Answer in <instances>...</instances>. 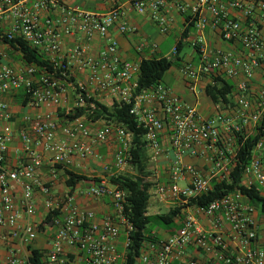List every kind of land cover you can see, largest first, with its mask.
I'll use <instances>...</instances> for the list:
<instances>
[{
	"label": "built area",
	"instance_id": "1",
	"mask_svg": "<svg viewBox=\"0 0 264 264\" xmlns=\"http://www.w3.org/2000/svg\"><path fill=\"white\" fill-rule=\"evenodd\" d=\"M101 1L111 4L107 13L70 7L61 0H0V41L22 39L69 75L75 76L76 67L86 78L84 83L78 82L79 88L88 94L96 97L105 94L114 102L133 103L131 114L146 130L152 161L157 162L163 155L162 136L170 131L174 152L170 183H158L155 192L161 201L173 198L180 207L191 206L195 198L212 190L213 180H231L233 136L249 134L264 115V85L251 94L256 74L264 73V0ZM56 9L59 15L54 18L51 13ZM132 13L148 18L161 35L170 32L174 14L185 18V28L192 22L188 41L199 56V63L184 65L180 70L182 76L192 83L193 92L202 80L214 79L211 85L216 78L233 81L235 93L231 99L235 106L216 104L215 113L203 117L195 106L184 102L166 85L138 92L140 63L124 60L118 41L110 36L114 29L126 35L138 33V28L129 22ZM207 32L215 41L210 42ZM77 35L83 42L63 51L64 38ZM95 37L105 42L96 54L92 52ZM136 51L154 57L159 53V45L142 40ZM176 52L174 45L172 54ZM6 58L1 52L0 228L8 230L3 237L9 249L5 264H32L29 248L39 232L33 221L37 213L36 189L46 198L41 224L55 230L43 264H126L129 239L124 245L125 253L118 249L122 231L128 234L132 230L126 193L105 182L82 192L84 199L111 201L112 215L98 220L95 212L78 206L75 196L52 195V187L59 180L56 170H51L49 182L38 174L45 159L51 165L70 167L75 159L85 161L95 157L96 146L110 139L117 145L115 166L122 169L130 156L132 133L123 126L103 122L100 129L93 130L84 118L67 119L60 126L54 110L67 97L65 83L52 75L37 76L34 66L17 68ZM21 90L28 104L47 112L24 117L26 126L19 138L21 151L29 162L10 167L7 158L15 134L13 114L4 98ZM78 102L83 104L82 95L77 96ZM222 134L228 144L226 149L219 146ZM186 157L206 159L211 165L210 173L203 175L192 164L185 163ZM108 169L106 166L105 170ZM183 181L189 182L186 187L180 186ZM243 182L264 190V136L245 169ZM17 186L21 189L19 202L15 197ZM192 208L194 213L186 216L177 233L160 245L151 246L153 256L141 254V264H173L189 246L217 264H264V215L260 217L242 193L232 192L210 204ZM49 215L51 220L47 222ZM197 215L210 218L212 228L203 230ZM181 264L198 263L188 260Z\"/></svg>",
	"mask_w": 264,
	"mask_h": 264
},
{
	"label": "crops",
	"instance_id": "2",
	"mask_svg": "<svg viewBox=\"0 0 264 264\" xmlns=\"http://www.w3.org/2000/svg\"><path fill=\"white\" fill-rule=\"evenodd\" d=\"M62 3H64L67 6L74 7V8H81L85 10L100 12V13H107L110 8L111 4L103 2L101 0H61ZM52 17L57 18L59 15V10L56 9L51 13ZM129 22L134 24L138 28L137 34H121L116 29L112 30L110 33V36L114 39H116L119 43V51L121 54V57L124 60H128L131 62H141L142 59H148L152 58L149 57L150 55L148 53L142 55L139 54L136 51L137 44L142 40H147L152 43H156L158 45L167 42L169 38H172L174 40V44L182 35V32L185 29L186 22L185 18L174 14V18L171 25V30L167 35H161L159 31L157 30V27L148 19L145 17L138 16L135 13H132L129 17ZM8 24V22L6 23ZM210 32H207V36L209 37L210 42L213 39V35L209 34ZM83 42L81 38H79V35L73 36V37H66L64 38V47L63 51H68L71 48H73L76 44ZM189 43V41H186ZM217 43V42H215ZM104 40L100 37H95V40L92 43V52L96 54L98 51L101 50V48L104 47ZM218 44H221L220 42ZM223 47H226L225 45L221 44ZM227 47H231L230 45H227ZM192 48V47H191ZM173 49V47H172ZM5 51H9V55L6 58V61L10 63L11 65L17 67V68H25L27 65L21 60V55L13 50L9 45L4 44L0 41V53H5ZM15 52L17 57L12 56ZM6 54V53H5ZM7 55V54H6ZM158 56H161V50L159 46V53ZM156 55V56H157ZM196 53L189 54L185 57V59L181 62L180 66H177L176 69H171L167 74L170 75V79L168 83L162 82L163 85H166L174 91V93L180 97L184 102L191 104L195 106L199 113L203 117H209L212 116L215 113V104L211 101V99L206 94V87L211 85L214 79L209 80H202L201 82L197 83L195 86V92H193L190 87L192 83L184 78L181 74V68L189 63H192L194 65H198L199 63V56H195ZM155 57V56H154ZM75 76H80L84 80L86 79L84 75L80 74L77 71V68L75 67L73 69ZM74 76V77H75ZM86 81V80H85ZM231 81V80H229ZM233 82V81H231ZM234 83V82H233ZM264 85V73L261 71L256 74L255 79L252 82V88H251V94L254 95L256 91H258L262 86ZM96 97V96H95ZM105 97L106 100H112L114 103V100L105 95L101 94L98 95L96 98L100 99L102 102L103 100L101 98ZM69 103H71L70 98L68 99ZM4 101L8 103L10 110L13 114L12 119V125L14 129V140L10 144L9 152H8V158L7 163L10 167H15L16 165L26 164L29 162V160L25 157V155L21 151V141L19 138V133L21 130L26 126L23 119L26 115H42L47 112L45 108H35L27 103V99L25 98V93L23 90L7 95L4 98ZM66 101L63 102V104L56 110H54V114L56 115V118L59 120L60 126L64 124V122L60 121L59 115L62 111L69 112L70 108L66 106ZM76 102V101H75ZM104 103V102H103ZM107 104V103H105ZM109 105V104H107ZM231 106L234 107L235 103L232 100ZM225 111H228L226 107H223ZM232 113V111L227 112ZM102 123H89L90 127L93 130L100 129ZM252 128V125L250 126ZM169 135L170 131H166L162 136V145L164 148L163 155L158 159L157 161V168H166L167 172L164 173L163 176L157 178L160 182L159 183H170V162L174 158V152L171 150L170 141H169ZM223 135V134H222ZM226 139V138H225ZM224 143L226 146L228 145L227 142L224 140ZM116 142L114 139H110L108 143L102 144L99 146H96V156L89 158L85 161H81L79 159H75L73 165L70 167L74 169L76 172L80 174H85L91 179H98L100 182L96 183L93 180L86 181L82 183L73 193L72 196L76 197V203L80 208L92 210L96 213L97 219L102 220L108 216L112 215L113 208L111 201L109 198H102L98 200H89L84 199L82 196V192L89 189L92 186L99 185L101 182L107 183L109 186H113L110 183L111 177L114 175H123L122 169H117L115 166V154H116ZM149 157H151V152L148 153ZM185 163L192 164L194 167L197 168L198 171H200L203 175H208L211 170L210 163L203 158H191L186 157L184 158ZM108 166L109 169L105 170V167ZM51 164L48 159H45L43 162V165L39 172V177L41 179H44L46 182H49L50 180V173H51ZM85 171V173L83 172ZM134 174L136 175V172L134 170ZM166 174V175H165ZM124 176V175H123ZM183 185L181 187H186L188 185V181L181 182ZM180 183V184H181ZM156 188V186H155ZM154 189V187L152 188ZM69 189L65 186V184L60 183L58 180L55 182V184L52 187V195L56 196H63L66 194H69ZM262 195H264V190H261ZM15 197L17 201L19 202L21 199V189L17 186L15 188ZM158 197V196H157ZM34 199L36 203V209L37 213L33 217L34 223L38 225L39 232H38V238L37 240L32 244L34 247H39L44 250H48L49 242L55 235V230L50 228H42L41 223L43 222V216L45 213V196L40 192V190L36 189L34 194ZM177 202L170 198L166 201H161L158 197L157 200L153 202V208H154V214H149L150 216H156L161 215L165 213H161L160 210L167 208V212L178 208ZM149 211V210H148ZM194 213V209L191 206L183 207V209L180 212V215L175 219L174 223L170 227L161 226L158 222L156 224H159L158 227L153 229L151 231V234L153 235L154 239L148 241L145 244L144 251L145 253H148L153 256L154 252L151 248L152 245H160L162 242L166 241L170 236L178 232L185 221V218L188 214ZM258 215L261 217V214L258 213ZM197 219L199 221V224L201 228L205 231L210 230L212 228V220L210 218H207L202 215H197ZM8 234V230L5 228H0V264H5V260L8 256V246L6 242L4 241L3 237ZM126 234L124 231H122L119 243H118V249L120 252L125 253V242H126ZM181 259H175L173 264H181L182 262H186L188 260H195L198 264H217L213 260H211L208 256H206L202 251L196 249L194 246H189L185 250V254L183 257H180ZM138 264H141L140 261H138Z\"/></svg>",
	"mask_w": 264,
	"mask_h": 264
},
{
	"label": "trees",
	"instance_id": "3",
	"mask_svg": "<svg viewBox=\"0 0 264 264\" xmlns=\"http://www.w3.org/2000/svg\"><path fill=\"white\" fill-rule=\"evenodd\" d=\"M192 26L193 23L189 22L188 27L184 29L179 40L175 42L177 52L172 59L163 55L142 59L140 62L138 92L162 84L165 75L175 65L180 66L181 62L185 59V49L187 47L193 48L190 43L186 42L193 31ZM2 42L18 52L25 65L36 67L38 71L37 76H40V74L52 75L64 83L68 82L72 84V86L76 87L78 95H82L83 104L79 105V102H75V105L69 112L62 111L59 115L61 122H65L67 119L84 118L88 123L103 122L123 126L132 133L133 145L127 162H130L133 166L136 175H114L111 177L110 183L118 189L123 190L127 195V217L131 222L132 230L126 234V238L130 242L126 251V264H138L145 244L154 239L148 227L156 222L161 226H172L183 207L175 208L161 215H148L150 190L160 181L157 178H150V157L145 139L146 130L139 125L136 116L131 114L133 103L128 104L115 101L112 105H107L100 99L79 88L74 76L69 75V72L56 66L49 56L32 48L26 41L18 38L14 40L3 39ZM205 91L215 105H230L232 103L231 97L235 93V85L229 80L216 78L215 83L207 86ZM263 136L264 115L249 134H235L233 136L231 145L234 151V158L232 159L234 167L231 180L220 182L213 180L212 190L202 197L195 198L191 206L200 207L207 205L229 193L239 191L256 208L258 213L264 215V195L256 187L247 186L243 182L245 169L251 163L255 148ZM219 146L226 149L225 143H219ZM51 169L56 170L60 179L64 180L65 186L70 190V195L86 181L93 180L96 183L100 182L98 179H91L85 174L76 172L71 167L51 165ZM50 220L51 215L47 216L45 221L48 222ZM41 227L43 228L42 224ZM29 249L31 251L30 262L32 264H43L46 250L34 246H31Z\"/></svg>",
	"mask_w": 264,
	"mask_h": 264
},
{
	"label": "rangeland",
	"instance_id": "4",
	"mask_svg": "<svg viewBox=\"0 0 264 264\" xmlns=\"http://www.w3.org/2000/svg\"><path fill=\"white\" fill-rule=\"evenodd\" d=\"M173 44H174V40L172 39V38H169V40H167V42H165V43H162V44H160L159 46H160V50H161V54L163 55V56H166V57H168L169 59H172L173 58V54H172V47H173ZM5 53L7 54V56L9 55V51H5ZM11 53H13L12 54V56L14 57V55H15V57H17V55L15 54V52H11ZM185 56L184 57H186L187 55H189V54H192V53H194V50H193V48H191V47H187L186 49H185ZM196 57H198L197 56V54L195 55ZM177 68V65H175L174 67H173V69H176ZM75 79L77 80V84H78V82L79 83H84L85 82V80L83 79V78H81L80 76H75ZM169 79H170V75H168V74H166L165 75V77H164V79H163V81L165 82V83H168L169 82ZM70 83H66L65 82V86H66V90H67V97L65 98V100L64 101H66L65 102V104H66V106L67 107H69L70 108V110L73 108V106L75 105V101H76V99H77V95H78V93H77V89H76V87H74V86H72V84H70ZM70 98V100H71V103H69V99ZM102 100H103V102L104 103H107V104H109V105H112L113 104V101L112 100H106V98L105 97H103V98H101ZM102 123V122H101ZM254 129V128H253ZM252 131V129H250V131L248 132V133H250ZM224 140H225V134H223V135H221V141H220V143H222L223 144V142H224ZM157 162H154V161H152L151 159H150V162H149V170H150V178H153V179H155V178H158L159 177V175H160V177L161 176H163L164 174H163V171H164V173H166L167 172V169L166 168H157L156 166H157V164H156ZM84 173H85V171H83ZM122 174L124 175V176H126V175H135L134 174V168H133V166L130 164V162H127L126 163V165L123 167V169H122ZM166 175V174H165ZM44 180V179H43ZM45 181V180H44ZM59 181H60V183H62V184H64V180L61 178L60 179V177H59ZM183 184L181 183L180 184V186H182ZM158 195L156 194V192H155V187H154V189H151L150 190V201H149V207H148V212H149V214H154V208H153V202L155 201V200H157L158 199V197H157ZM167 208H164V209H161L160 210V212L161 213H166L167 212ZM159 226V224H156V223H152L149 227H148V230L149 231H152L153 229H155L156 227H158Z\"/></svg>",
	"mask_w": 264,
	"mask_h": 264
}]
</instances>
